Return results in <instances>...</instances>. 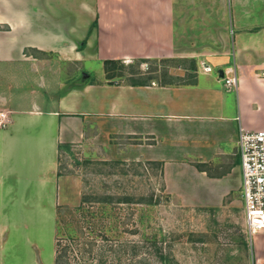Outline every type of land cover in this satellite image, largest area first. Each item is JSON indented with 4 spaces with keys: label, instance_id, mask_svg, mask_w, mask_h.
Returning a JSON list of instances; mask_svg holds the SVG:
<instances>
[{
    "label": "crops",
    "instance_id": "crops-1",
    "mask_svg": "<svg viewBox=\"0 0 264 264\" xmlns=\"http://www.w3.org/2000/svg\"><path fill=\"white\" fill-rule=\"evenodd\" d=\"M88 57L139 61V71L117 82L105 67L97 82L60 78L63 93L47 105L41 71ZM149 60L167 63L164 77L144 76ZM0 61L37 72L0 129L1 205L30 198L33 186L31 198L61 192L60 158L76 147L157 162L183 200L219 206L242 192L240 131L264 130V0H0ZM229 67L238 77L231 88L220 74ZM252 245L264 264V230Z\"/></svg>",
    "mask_w": 264,
    "mask_h": 264
},
{
    "label": "rangeland",
    "instance_id": "rangeland-1",
    "mask_svg": "<svg viewBox=\"0 0 264 264\" xmlns=\"http://www.w3.org/2000/svg\"><path fill=\"white\" fill-rule=\"evenodd\" d=\"M54 64L41 71L50 82L44 95L47 105L63 93L60 78L89 75L97 82L105 60L88 57ZM139 64L124 63L114 81L130 80ZM33 67L24 61H0V95L11 100L0 105V112L10 114L11 107L25 105L24 82L36 78ZM146 67L145 77L154 70L159 78L165 76L167 63L149 60ZM219 69L214 65V74ZM126 75L131 77L121 78ZM104 151L66 149L60 158L65 176L61 192L31 198L33 186L30 198H8L3 200L6 206L0 200V264H262L247 232L240 187L219 206L183 200L167 190L159 163Z\"/></svg>",
    "mask_w": 264,
    "mask_h": 264
},
{
    "label": "built area",
    "instance_id": "built-area-1",
    "mask_svg": "<svg viewBox=\"0 0 264 264\" xmlns=\"http://www.w3.org/2000/svg\"><path fill=\"white\" fill-rule=\"evenodd\" d=\"M205 70L212 67L205 65ZM225 84L237 86L238 77L235 67L224 71ZM11 122L7 111L0 112V129ZM242 168V196L248 235L253 244L255 234L264 230V130L242 129L238 140Z\"/></svg>",
    "mask_w": 264,
    "mask_h": 264
},
{
    "label": "trees",
    "instance_id": "trees-1",
    "mask_svg": "<svg viewBox=\"0 0 264 264\" xmlns=\"http://www.w3.org/2000/svg\"><path fill=\"white\" fill-rule=\"evenodd\" d=\"M124 65V63L121 61V60H115V59H107L105 60V72H106V75H107V78H115L116 76L118 75H122V74H119L117 72V69L119 67H122ZM199 169H204L202 167V165H199L197 166ZM127 200H130V198H126ZM103 264V263H102Z\"/></svg>",
    "mask_w": 264,
    "mask_h": 264
},
{
    "label": "water",
    "instance_id": "water-1",
    "mask_svg": "<svg viewBox=\"0 0 264 264\" xmlns=\"http://www.w3.org/2000/svg\"><path fill=\"white\" fill-rule=\"evenodd\" d=\"M220 74H221V76H224L225 75V73H224L223 70H221Z\"/></svg>",
    "mask_w": 264,
    "mask_h": 264
}]
</instances>
